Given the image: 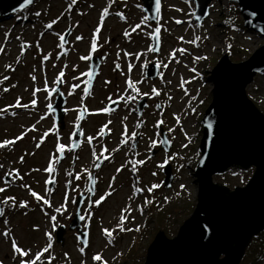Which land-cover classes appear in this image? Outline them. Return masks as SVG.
<instances>
[{"label":"rangeland","instance_id":"obj_1","mask_svg":"<svg viewBox=\"0 0 264 264\" xmlns=\"http://www.w3.org/2000/svg\"><path fill=\"white\" fill-rule=\"evenodd\" d=\"M160 3L154 22L142 10L141 0H34L18 10L17 19L18 11L0 13V145H4L0 147V188L4 189L0 264H22L35 260L38 253L43 254L36 264H142L154 234L162 229L172 236L192 211L196 186L191 171L198 159L200 119L211 100L207 70L224 52L233 61L247 58L264 38L238 28L242 18L228 0H211L201 22L193 17L192 0ZM157 28L159 47L153 51ZM66 30L69 34L61 46L60 36ZM94 56L102 58L90 94L85 95L90 59L82 57ZM149 63L157 66L154 78L145 75ZM61 72L63 81L53 92ZM129 80L135 89L129 88ZM58 91L65 98L63 129L56 128L53 113L48 112ZM246 92L264 112V71L255 75ZM142 97L145 106L138 114L136 103ZM111 99L117 101V108L101 111ZM18 100L27 107H16ZM84 109L80 146L74 153L69 147ZM160 129L169 140L167 151L158 150ZM133 132L139 136L135 148ZM88 137L93 138L91 144ZM58 144L66 146L62 157ZM99 158L102 164L94 169ZM50 162L52 173L45 171ZM167 163L172 179L164 187L162 170ZM251 171L231 170L214 180L229 187L243 185ZM91 172L96 182L89 202ZM50 179L55 182L46 183ZM79 192L87 193L80 207L85 217L81 226L88 225L86 246L75 230L67 228ZM101 196L105 199L96 205ZM122 212L124 231L120 230ZM58 225L65 227L61 242L55 235ZM106 229L112 232L111 241ZM13 241L28 255L17 253ZM49 244L51 248L43 252ZM97 255L100 260L94 259ZM258 264H264V257Z\"/></svg>","mask_w":264,"mask_h":264},{"label":"water","instance_id":"obj_2","mask_svg":"<svg viewBox=\"0 0 264 264\" xmlns=\"http://www.w3.org/2000/svg\"><path fill=\"white\" fill-rule=\"evenodd\" d=\"M34 0H0V13L8 14L30 6ZM195 4L193 17L198 22L208 14L211 0H192ZM235 4L246 30L264 38V0H228ZM142 10L154 22L157 0H141ZM69 30L64 33L65 44ZM152 36V49H158L159 40ZM157 51V50H155ZM102 57L90 59L88 76L91 85L97 74ZM264 71V43L257 47L247 58L233 61L224 52L216 63L207 70L206 79L211 84V100L200 119L201 137L197 146L198 159L191 175L196 186V198L192 211L178 226L172 236L159 229L146 247L142 264H239L251 240L264 230V112L248 97L246 88L256 74ZM88 72V73H89ZM157 66L146 65L145 75L154 78ZM60 83L55 87L59 90ZM87 88L89 84L87 83ZM64 96L58 91L49 113H53L57 129L64 127ZM117 101L109 103L112 110ZM145 106V98L136 103L140 114ZM83 113V115H82ZM84 110L80 111L77 124H80ZM82 115V118H81ZM74 129L72 142H80V127ZM73 132V133H74ZM159 149L169 148V140L160 129ZM157 149L151 153L153 155ZM99 158L94 166L102 164ZM252 170L243 185L229 187L214 180L215 175L228 171ZM163 185L171 184L172 173L169 163L165 164ZM92 177L95 175L92 172ZM52 184V183H51ZM88 178L87 192L91 198L94 191ZM95 188V185H94ZM84 193L75 199V211L67 228L75 230L79 242L86 246L88 238L87 223L82 228L80 207ZM0 209L2 204L0 201ZM65 230L58 225L55 235L62 241Z\"/></svg>","mask_w":264,"mask_h":264},{"label":"snow or ice","instance_id":"obj_3","mask_svg":"<svg viewBox=\"0 0 264 264\" xmlns=\"http://www.w3.org/2000/svg\"><path fill=\"white\" fill-rule=\"evenodd\" d=\"M73 2H74V0H73ZM158 9H159V0H157V10H158ZM105 14H107V10H105ZM37 15H39V13H37ZM102 20H103V17H102ZM178 23H179V21H178ZM48 27L51 28V24L48 25ZM137 27H139V25H137ZM99 31H100V29H99V27H98L97 30H96V32L99 33ZM159 31H160V29L157 28V29H156V34H155V36H154V38L157 39V40L159 39ZM125 34L128 35V33H125ZM77 39L79 40V39H81V37H77ZM197 39H199V38H197ZM60 40H61V46H62V44H63V42H64V36H60ZM92 48H93V50H95V48H96V42H95V39L93 40ZM150 50L155 51V50H157V49H150ZM0 51H2V49H0ZM180 51H183V50H180ZM172 55L175 56V52H173ZM45 59H47V57H45ZM82 59H91V57H82ZM158 66H159V65H158ZM117 67H119V65H117ZM165 67H167V65H165ZM131 68H132V66L129 65V71H131ZM87 75L90 76V77H92L94 74L90 71L89 73H87ZM63 76H64V73L61 72V73L59 74V76L57 77V81H56V82H57V83H62V81H63ZM5 79H7V78H5ZM33 79H35V77H33ZM87 83L89 84V88H86V89H85V95L90 94L91 80H89ZM128 86H129V88H133V89H135V84H133V82H132L131 80L128 81ZM73 87H74V88H75V87H78V85H74ZM37 91H39V89H37ZM52 91L55 92V91H57V89L53 88ZM153 92H154L156 95H159V92H158L156 89H153ZM129 99H134V97H129ZM31 103H32V105H35V104H36V100L34 99ZM113 103H115V101H113ZM15 106H16V107H21V106H23V107H27V105H20L19 100L17 101V104H16ZM51 107H52V106L49 105V108H51ZM84 111L86 112L87 109H84ZM101 111L108 112V111H110V109L105 108V109H103V110H101ZM82 115H83V113H82ZM82 115H81V118H82ZM109 123H110V122H109ZM158 123H163V121H160V122H158ZM105 127H107V126L105 125ZM77 128H79V124H77ZM73 135H75V132L73 133ZM81 135H82V133H81ZM124 135L127 136V127H126V126H125V132H124ZM136 135H137V133H136V132H133V133L131 134V138L134 139V138L136 137ZM22 138H23V136L18 137L17 139H22ZM42 139H43V138H42ZM92 140H93L92 137H88V143H89V144H91ZM5 143H13V142H5ZM122 143H123V144H126V143H128V140H122ZM155 144H156V142L153 141V146H155ZM3 146H4V145H0V147H3ZM38 146H39V145H38ZM78 146H79L78 144H74L72 147L75 148V147H78ZM65 147H66V146L63 145V144H58V146H57V151L61 153V157L63 156V153H64V151H65ZM133 147H135L134 144H133ZM105 151H107V149H105ZM104 159H108V157H104ZM55 162L58 163V160H56ZM139 163H143V161H140ZM96 166L99 167V164H97ZM133 168H134V170H135V165H133ZM45 171H46V172H49V173H52V172L55 171V169H54V167H53V162H50L49 167H48L47 169H45ZM117 171H120V169H118ZM69 175H71V173H69ZM80 178H81V176H80L79 174H77L76 179L79 180ZM88 178H89V180L91 181L92 186H93V187H90V188H89V191L92 192V191H94L95 179L92 177L91 173L88 174ZM54 182H55L54 180L50 179V180L47 181L46 183H54ZM70 183H71V181H69V184H70ZM155 187H157V186H156V185H153V188H155ZM3 191H4V189L0 188V192H3ZM149 191H151V189H149ZM32 195H33L34 197H36L37 199H39V200H43V197L38 196V194H36L35 192H33ZM107 195H111V193L109 192V193H107ZM9 199H11V198H9ZM104 199H105V196H101V198H100L99 200H96V201H95V204H96V205H100L101 202H102ZM5 203H7V201H5ZM44 203H45V204H48L49 202H48L47 200H44ZM21 206H26V205L22 204ZM58 211H59V209H58ZM2 214H3V211H2V209H0V215H2ZM53 219H55V217H53ZM80 219H81V220H84L85 217H84V216H81ZM125 219H126V217L124 216V214H123V212H122L121 217H120V226H121L120 230H121V231H124V230H125V229L122 227V225L124 224ZM129 230H130V229H129ZM104 231H105V235H107V236L109 237V241H111L112 232H110V231L107 230V229L104 230ZM5 235L7 236L8 233H5ZM51 246H52V245L49 244L46 248L43 249V252H47V251L49 250V248H51ZM13 248H14V250H15L17 253H19L21 256H27V255H28V252H26V251H24V250H22V249H20V248L17 247L15 241H13ZM81 251H83V249H81ZM42 254H43V253H38L37 256H36V259H35V260H32V261H22V264H36V261L40 259V256H41ZM94 259H96V260H100L101 257H100L99 255H97V256L94 257Z\"/></svg>","mask_w":264,"mask_h":264},{"label":"trees","instance_id":"obj_4","mask_svg":"<svg viewBox=\"0 0 264 264\" xmlns=\"http://www.w3.org/2000/svg\"><path fill=\"white\" fill-rule=\"evenodd\" d=\"M234 11L238 13L236 7L234 8ZM14 19H17L21 16V12L18 11L14 13ZM239 26L238 28L246 29L243 21L240 19L239 23L237 24ZM232 52V51H231ZM176 159V158H174ZM246 174V173H244ZM224 179V177H223ZM169 229L165 228V231L167 232ZM253 241L248 245V247L245 250V253L242 257V260L239 264H258L260 262V259L264 257V230L260 235H257L255 238L252 239ZM261 240V241H259ZM142 257V256H141Z\"/></svg>","mask_w":264,"mask_h":264},{"label":"flooded vegetation","instance_id":"obj_5","mask_svg":"<svg viewBox=\"0 0 264 264\" xmlns=\"http://www.w3.org/2000/svg\"><path fill=\"white\" fill-rule=\"evenodd\" d=\"M112 101H114V100H110V102L109 103H111ZM108 103V104H109ZM116 108H117V106H116ZM115 108V109H116ZM114 109V110H115ZM86 113V112H85ZM84 115H86V114H84ZM77 124V123H76ZM76 127V126H75ZM63 129V128H62ZM75 129V128H74ZM73 132H74V130H73ZM138 135V134H137ZM138 137L139 136H136V138L133 140V142H132V147H133V144L135 145V147H136V143H137V141H138ZM72 139H73V135H72ZM80 140H81V137H80ZM79 146H80V142H79ZM79 146H78V148L76 149V150H74V149H69V151H74V153H76L77 151H78V149H79ZM135 147H133V148H135ZM154 155V154H153ZM153 155H150V156H153ZM92 173V172H91ZM95 182H96V177H95ZM79 193H84V192H79ZM78 193V194H79ZM77 194V195H78ZM85 195H84V197H83V200H82V203H83V201L85 200V198L87 197V193H84ZM76 195V196H77ZM76 196H75V199H76ZM75 199H74V204H75ZM88 199H89V202L91 201V199H92V197L90 198V197H88ZM89 205V204H88ZM88 207V206H87ZM81 214V213H80Z\"/></svg>","mask_w":264,"mask_h":264},{"label":"bare ground","instance_id":"obj_6","mask_svg":"<svg viewBox=\"0 0 264 264\" xmlns=\"http://www.w3.org/2000/svg\"><path fill=\"white\" fill-rule=\"evenodd\" d=\"M206 16H207V15H206ZM206 16H205V17H206Z\"/></svg>","mask_w":264,"mask_h":264}]
</instances>
